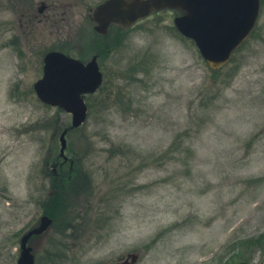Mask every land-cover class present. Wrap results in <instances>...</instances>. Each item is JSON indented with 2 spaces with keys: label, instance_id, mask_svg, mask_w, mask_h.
I'll list each match as a JSON object with an SVG mask.
<instances>
[{
  "label": "rangeland",
  "instance_id": "obj_1",
  "mask_svg": "<svg viewBox=\"0 0 264 264\" xmlns=\"http://www.w3.org/2000/svg\"><path fill=\"white\" fill-rule=\"evenodd\" d=\"M84 7L82 34L44 41L81 60L101 51L103 74L65 135L71 177L66 164L53 190L45 161L62 158L71 116L35 95L43 48L11 45L2 22L16 15L0 0V264H16L43 212L53 220L30 238L35 264H263L264 0L218 69L176 30L175 10L102 37Z\"/></svg>",
  "mask_w": 264,
  "mask_h": 264
},
{
  "label": "water",
  "instance_id": "obj_2",
  "mask_svg": "<svg viewBox=\"0 0 264 264\" xmlns=\"http://www.w3.org/2000/svg\"><path fill=\"white\" fill-rule=\"evenodd\" d=\"M173 8L182 12L174 18L176 28L192 39L209 67L224 65L232 52L251 32L258 16L259 0H107L94 10L95 29L105 32L111 22L129 25L151 11ZM102 80L95 57L84 64L62 52L50 51L43 57L42 76L33 90L44 104L57 106L71 114L70 128L78 127L86 119V93H93ZM65 128L60 136V154L66 146ZM52 219L40 217L39 224L20 238L17 264H34L32 248L27 244L33 234L42 233ZM134 262L136 254L127 258ZM236 264H251L238 262Z\"/></svg>",
  "mask_w": 264,
  "mask_h": 264
},
{
  "label": "flooded vegetation",
  "instance_id": "obj_3",
  "mask_svg": "<svg viewBox=\"0 0 264 264\" xmlns=\"http://www.w3.org/2000/svg\"><path fill=\"white\" fill-rule=\"evenodd\" d=\"M5 3V11L14 12L16 19L14 22H9L6 18L2 25H4V32L13 31L11 36L10 43L11 45L16 46L18 49L19 46L23 50L32 53L34 50L38 49V46L42 47L41 51L46 54L48 51L56 50L64 54L70 55L68 49H59V48H45L44 41L51 42V40H62L67 38L70 33L76 32L82 34L83 30L80 28L76 29V22L81 14V7L87 9V21L91 26V30L99 36H106L109 32L113 30H118L121 32L127 31L130 32L131 26H123L117 23H110L104 33L96 31V23L92 21V15L94 9L101 3L106 0H98L97 3H84V6L79 5V0H3ZM91 1V0H89ZM76 29V30H75ZM62 42V41H61ZM101 51L91 54V56L83 62H87L91 57H95V60L99 66V57ZM101 71V70H100ZM102 72V71H101ZM103 75V74H102ZM55 150V148H54ZM54 153V152H53ZM53 156L54 159L51 160ZM60 159V160H59ZM57 158L54 154H49V158L45 161V166L49 170V179L52 180L53 190L56 188V181H61L63 176L60 172L66 169V164H68L67 170H69V177H71L73 169V161L63 158ZM50 162H52V167L49 168ZM60 175V176H59ZM68 177V178H69ZM54 192V191H53ZM52 193V191H51ZM42 214H50L43 212ZM41 214V215H42ZM37 225V223L35 224ZM34 225V226H35ZM33 227V226H32Z\"/></svg>",
  "mask_w": 264,
  "mask_h": 264
},
{
  "label": "trees",
  "instance_id": "obj_4",
  "mask_svg": "<svg viewBox=\"0 0 264 264\" xmlns=\"http://www.w3.org/2000/svg\"><path fill=\"white\" fill-rule=\"evenodd\" d=\"M58 183V182H57ZM56 199V198H55ZM56 202H57V200H56ZM49 214H51V213H49Z\"/></svg>",
  "mask_w": 264,
  "mask_h": 264
}]
</instances>
